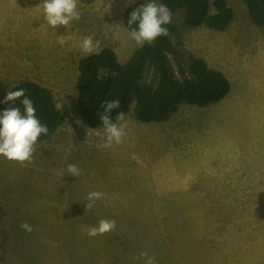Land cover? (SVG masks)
Instances as JSON below:
<instances>
[{
  "label": "rangeland",
  "instance_id": "rangeland-1",
  "mask_svg": "<svg viewBox=\"0 0 264 264\" xmlns=\"http://www.w3.org/2000/svg\"><path fill=\"white\" fill-rule=\"evenodd\" d=\"M135 1L78 0L81 18L53 29L44 0H0V100L32 81L67 107L78 62L90 55L84 37L99 41L93 53L110 48L121 64L140 46L123 25ZM227 4L234 18L224 31L188 26L184 10L170 23L173 69L203 59L230 82L223 100L178 104L160 123L138 122L130 110L123 143L110 148L94 135L103 128L74 120L36 143L31 164L0 156V264H145L135 259L141 252L156 264H264V27L241 0ZM60 36L70 39L61 45ZM145 79L154 81L150 72ZM92 191L105 198L86 213ZM101 219L116 228L86 235Z\"/></svg>",
  "mask_w": 264,
  "mask_h": 264
},
{
  "label": "trees",
  "instance_id": "trees-1",
  "mask_svg": "<svg viewBox=\"0 0 264 264\" xmlns=\"http://www.w3.org/2000/svg\"><path fill=\"white\" fill-rule=\"evenodd\" d=\"M241 1L246 5L251 23L258 28L264 27V0L263 6L257 0ZM159 2L166 5L172 14L184 10L185 24L191 27L205 26L214 31H224L234 18L227 0H213L212 14L209 13L210 0ZM147 3L138 0L125 9L123 25L127 31L137 28V24H128L131 13ZM165 27L169 31L168 36L140 45L123 64L118 62L110 48L81 58L77 66L76 98L63 109L56 106L51 91L38 83L23 81L14 86L11 91L25 90L26 96L33 101L40 123L48 128L47 135L41 134L37 142L49 139L66 121L73 126L74 120H79L90 129L103 128L100 115L104 109L101 105L106 101H120V107L110 113L113 122H116L119 112L125 115L132 110L138 122L160 123L178 104L204 107L223 100L230 92V82L220 71L210 69L203 59L194 58L185 65H179L177 71L173 69L170 56L179 54L171 39L176 27L172 24ZM101 69H106L107 75L98 79ZM148 72L154 81H146ZM4 100H0V113L15 106L11 102L4 103ZM16 105L23 111L19 100Z\"/></svg>",
  "mask_w": 264,
  "mask_h": 264
},
{
  "label": "clouds",
  "instance_id": "clouds-1",
  "mask_svg": "<svg viewBox=\"0 0 264 264\" xmlns=\"http://www.w3.org/2000/svg\"><path fill=\"white\" fill-rule=\"evenodd\" d=\"M13 2L16 3V0H13ZM41 5L44 12L43 18L47 25L53 29L60 25L69 27L72 21L81 18L78 0H44ZM171 20L172 13L170 9L164 4H158L155 0H151V2L131 13L128 24L130 26L137 24V28L129 32V38L140 45L145 42L151 44L157 37L169 35L165 25L170 24ZM68 39L70 37L60 36L58 43L63 45ZM80 47L84 54H91L99 49V41L94 42L91 36H87L83 38ZM25 63L29 67L31 66L30 62L26 61ZM106 75L107 70L101 69L97 74V78L101 79ZM18 100L23 107V111H21V107L16 105ZM3 102H11L15 106L0 113V156L5 157L9 161L31 164L35 145L41 134L47 135L48 128L40 123L36 116L33 101L26 96L24 89L8 91ZM101 107L104 109L103 114L100 115L103 134L100 131L94 132L95 136H102L104 140L99 146L110 148L113 144L119 145L123 143V139L127 135V123L125 122L124 113L119 112L116 116V120L122 123L113 122L110 118L112 110L120 107V101H106ZM67 171L71 176H80V169L75 164H69ZM104 198L105 194L103 192H89L86 197L88 201L86 203V213L93 209L97 200H103ZM20 227L26 232L32 231L31 225L26 222L21 224ZM115 228V220L101 219L96 226L84 228V232L89 237H96L97 235L109 233ZM135 259L144 260L145 264H156V258L149 255L148 252H141Z\"/></svg>",
  "mask_w": 264,
  "mask_h": 264
},
{
  "label": "water",
  "instance_id": "water-1",
  "mask_svg": "<svg viewBox=\"0 0 264 264\" xmlns=\"http://www.w3.org/2000/svg\"><path fill=\"white\" fill-rule=\"evenodd\" d=\"M260 6H263V0H257Z\"/></svg>",
  "mask_w": 264,
  "mask_h": 264
}]
</instances>
